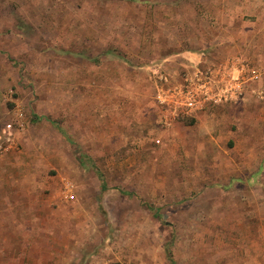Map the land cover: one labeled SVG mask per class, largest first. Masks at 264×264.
I'll return each mask as SVG.
<instances>
[{"label": "rangeland", "instance_id": "obj_1", "mask_svg": "<svg viewBox=\"0 0 264 264\" xmlns=\"http://www.w3.org/2000/svg\"><path fill=\"white\" fill-rule=\"evenodd\" d=\"M0 165V264H264V0H0Z\"/></svg>", "mask_w": 264, "mask_h": 264}, {"label": "crops", "instance_id": "obj_2", "mask_svg": "<svg viewBox=\"0 0 264 264\" xmlns=\"http://www.w3.org/2000/svg\"><path fill=\"white\" fill-rule=\"evenodd\" d=\"M3 178H5V174L3 170H1L0 168V195L4 193V190H5V187L2 185ZM11 178L14 179L11 183L12 184L11 188L13 191L15 188V185L18 182L15 180L16 179L15 174L11 175ZM20 218H21V209L19 208V205H1L0 204V230L1 228H3L4 229L2 230L3 232L8 230V233H14V234L21 233L20 232V228H21ZM0 241H1V236H0ZM4 250H5L4 246L0 247V252H3Z\"/></svg>", "mask_w": 264, "mask_h": 264}, {"label": "trees", "instance_id": "obj_3", "mask_svg": "<svg viewBox=\"0 0 264 264\" xmlns=\"http://www.w3.org/2000/svg\"><path fill=\"white\" fill-rule=\"evenodd\" d=\"M149 208L150 209H153L154 212L157 214V208H154V207H152L150 205H149ZM167 252H168V256H169V259H170L171 264H176V262L170 257V253H169L168 249H167Z\"/></svg>", "mask_w": 264, "mask_h": 264}, {"label": "built area", "instance_id": "obj_4", "mask_svg": "<svg viewBox=\"0 0 264 264\" xmlns=\"http://www.w3.org/2000/svg\"><path fill=\"white\" fill-rule=\"evenodd\" d=\"M71 188H70V185L68 183H66V186H65V189L63 191L64 195L67 197L69 196V192H70Z\"/></svg>", "mask_w": 264, "mask_h": 264}]
</instances>
